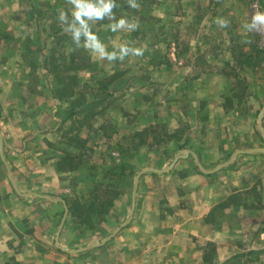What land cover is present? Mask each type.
<instances>
[{"label": "rangeland", "instance_id": "rangeland-1", "mask_svg": "<svg viewBox=\"0 0 264 264\" xmlns=\"http://www.w3.org/2000/svg\"><path fill=\"white\" fill-rule=\"evenodd\" d=\"M224 1L136 0L139 7L132 9L126 0H117L115 16L134 20L139 27L112 33L105 19L93 30L109 51L127 42L142 47L143 54L108 62L94 60L84 48L68 51L75 46L57 19L58 10L69 9L67 0H0V122L4 126L16 117L19 125L41 123L43 137L35 145L39 158H56L58 168L76 169L68 197L77 230L84 235L82 241L66 239L68 248L102 240L127 220L137 172L159 168L163 160L175 157L180 148L173 146L174 140L185 135L187 123L198 122V117L187 115L198 89L194 86L187 94L186 84L175 78L204 71L208 56L228 60L211 70L230 79L232 98L241 96L239 102L248 88L246 78L264 79V27L247 33L242 28L255 12L264 11V0ZM205 12L212 13V24L215 16L227 13L228 26L221 30L225 35L213 33L208 21L200 25ZM193 38L226 42L232 50L197 52L185 60L182 49ZM248 54L259 63L251 74L241 66ZM255 108L259 111L260 104ZM13 131L3 130L4 138L18 134L22 140L33 132ZM222 160L214 158L205 168ZM113 200L115 208L110 210ZM92 257L89 251L74 258L76 264H92Z\"/></svg>", "mask_w": 264, "mask_h": 264}, {"label": "crops", "instance_id": "crops-1", "mask_svg": "<svg viewBox=\"0 0 264 264\" xmlns=\"http://www.w3.org/2000/svg\"><path fill=\"white\" fill-rule=\"evenodd\" d=\"M221 16L215 18L227 20V13ZM202 18L200 25L205 27L208 21L213 33L225 35L222 31L226 27L210 22L214 20L212 13L205 12ZM201 40L193 38L182 49L187 52L185 60L197 52L232 50L226 42ZM227 62L208 56L204 71L174 79L186 84L187 94L198 89L187 113L198 117V122L187 123L185 135L173 142L185 157L166 170L140 174L127 224L110 238L112 233L103 238H108L105 243L77 253L57 246L68 248L71 244L66 239L82 241L84 235L77 230L78 219L71 213L68 197L73 191L68 182L77 174L76 169L58 168L56 158H39L40 149L35 145L43 137L38 128L41 123L19 125L16 117H10L4 126L0 122V264H73L79 262L74 257L89 251L92 264H264V153H239L232 163L212 173L200 171L189 153L193 152L205 168L214 158L227 161L238 149L264 150V114L258 121L264 107V79L256 75L246 78L248 88L239 102L241 96L232 98L230 79L220 70H211ZM258 64L248 66L244 61L241 66L251 74ZM257 104L260 108L256 112ZM5 129L33 132L32 137L20 140L18 134L4 138ZM20 143L22 149H18ZM173 159L150 169L167 168ZM113 202L110 210L115 208Z\"/></svg>", "mask_w": 264, "mask_h": 264}, {"label": "clouds", "instance_id": "clouds-1", "mask_svg": "<svg viewBox=\"0 0 264 264\" xmlns=\"http://www.w3.org/2000/svg\"><path fill=\"white\" fill-rule=\"evenodd\" d=\"M128 7L137 9L139 7L136 0H126ZM70 5L65 11L60 9L57 12V19L62 32L67 34L75 48H69L72 52L75 49L84 48L94 60L97 61H123L128 56H141L142 47H133L129 43L113 45L109 51L104 43L99 39L93 30V25L98 21L107 19L109 23L106 30L112 33L123 30L126 33L135 31L139 24L134 20H129L125 16L117 18L113 9L118 6L117 0H67ZM220 28L228 26V21L218 18L214 21ZM264 27V11L255 12L250 22L242 24L245 33L259 30Z\"/></svg>", "mask_w": 264, "mask_h": 264}, {"label": "water", "instance_id": "water-1", "mask_svg": "<svg viewBox=\"0 0 264 264\" xmlns=\"http://www.w3.org/2000/svg\"><path fill=\"white\" fill-rule=\"evenodd\" d=\"M263 114H264V107L261 109V111H260V113H259L258 121H260V119L262 118ZM258 127H259L260 130H261L260 124H258ZM0 137H1V136H0ZM252 152H263V153H264V150H261V149H249V150H240V149H238V150H235V151L232 153V155L230 156V158H229L227 161L221 163L220 165H218V166H216V167H214V168H212V169H205V168L200 164V162L198 161L196 155H195L193 152H189V153L192 155V157H193V159H194V162H195L196 166L198 167V169H199L200 171H202V172H204V173H212V172L217 171V170L220 169L221 167H224V166H226V165L232 163V162L234 161V159H235V157H236L237 154H239V153H252ZM185 155H186V154H184V153H182V152L177 153L176 156L174 157L172 163H171L167 168H164V169H162V170H155V169H152V168H151V169H150V168H145V169L139 171V172L135 175V177H134L133 189H132V192H131V204H130V208H129V211H128V218H127V220H126L125 222H123L120 226H118L117 228H115L114 231L112 232V234H111L110 236H108V238H110L112 235H114L116 232H118V230H119L120 228H122L124 225H126L127 222L130 220V218H131V216H132L133 209H134V197H135V192H136V187H137L138 177L140 176V174H142L143 172L148 171V170H151V171H157V172H160V171L166 170V169H168V168L173 164L174 161H176L178 158H183V157H185ZM65 215H66V211H65V213H64V217H65ZM64 217H63V220H64ZM63 220H62V222H61V224H60L59 230H60V228L62 227ZM58 232H59V231H58ZM108 238L102 240L101 242H98L97 240H94V241H93L91 244H89L87 247L79 248V249H69V248H66V247H63V246H60V245H57V246H58L60 249L65 250V251H67V252H69V253H77V252L83 251V250H85V249H87V248H89V247H93V246H96V245H99V244H103V243L106 242V240H107Z\"/></svg>", "mask_w": 264, "mask_h": 264}, {"label": "trees", "instance_id": "trees-1", "mask_svg": "<svg viewBox=\"0 0 264 264\" xmlns=\"http://www.w3.org/2000/svg\"><path fill=\"white\" fill-rule=\"evenodd\" d=\"M256 62H257V60H256V58H255L254 55H248V56L246 57V59H245V63H246V65H248V66H252V65H254ZM89 107H91V106H89Z\"/></svg>", "mask_w": 264, "mask_h": 264}, {"label": "built area", "instance_id": "built-area-1", "mask_svg": "<svg viewBox=\"0 0 264 264\" xmlns=\"http://www.w3.org/2000/svg\"><path fill=\"white\" fill-rule=\"evenodd\" d=\"M257 1H258V0H255V3H254V4H256ZM254 7H255V5H254Z\"/></svg>", "mask_w": 264, "mask_h": 264}]
</instances>
